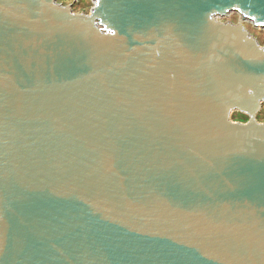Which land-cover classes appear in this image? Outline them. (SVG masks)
<instances>
[{
	"label": "water",
	"instance_id": "water-1",
	"mask_svg": "<svg viewBox=\"0 0 264 264\" xmlns=\"http://www.w3.org/2000/svg\"><path fill=\"white\" fill-rule=\"evenodd\" d=\"M92 1L0 0V264H264V0Z\"/></svg>",
	"mask_w": 264,
	"mask_h": 264
},
{
	"label": "rangeland",
	"instance_id": "rangeland-1",
	"mask_svg": "<svg viewBox=\"0 0 264 264\" xmlns=\"http://www.w3.org/2000/svg\"><path fill=\"white\" fill-rule=\"evenodd\" d=\"M58 1L61 2L62 4L71 5L74 11L76 12L90 13L92 7L94 6V2L92 0H58ZM219 19L221 21H232L234 23L242 22L247 27V29L253 35H255V37L259 40V42L262 45H264L263 30L261 28L255 27L251 22L243 20V18L238 12H233L230 15L220 17ZM246 117L247 116L243 114L241 115L239 112H234L232 119L234 121H242V120L244 121L245 119L248 118ZM258 120L260 122H264V105L262 111L260 112V114H258Z\"/></svg>",
	"mask_w": 264,
	"mask_h": 264
},
{
	"label": "flooded vegetation",
	"instance_id": "flooded-vegetation-1",
	"mask_svg": "<svg viewBox=\"0 0 264 264\" xmlns=\"http://www.w3.org/2000/svg\"><path fill=\"white\" fill-rule=\"evenodd\" d=\"M248 120V118L247 119H245L244 121L242 120L241 122H245V121H247Z\"/></svg>",
	"mask_w": 264,
	"mask_h": 264
},
{
	"label": "trees",
	"instance_id": "trees-1",
	"mask_svg": "<svg viewBox=\"0 0 264 264\" xmlns=\"http://www.w3.org/2000/svg\"><path fill=\"white\" fill-rule=\"evenodd\" d=\"M242 115V114H241ZM247 118V117H246Z\"/></svg>",
	"mask_w": 264,
	"mask_h": 264
}]
</instances>
